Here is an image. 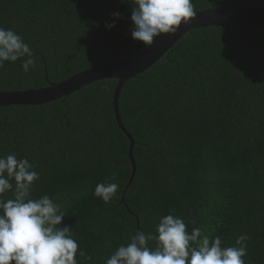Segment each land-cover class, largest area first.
<instances>
[{"label": "trees", "instance_id": "obj_1", "mask_svg": "<svg viewBox=\"0 0 264 264\" xmlns=\"http://www.w3.org/2000/svg\"><path fill=\"white\" fill-rule=\"evenodd\" d=\"M132 3L0 0V27L18 32L36 61L27 73L21 68L26 57L6 61L0 91L45 87L46 77L60 82L142 51L131 36ZM192 3L199 11L264 0ZM252 33L192 28L126 81L118 108L135 141L136 170L125 193L132 165L112 106L116 79L39 105L0 107V156L14 152L35 165L40 178L31 194H47L60 206V226L72 227L85 253L78 249V264H105L135 231L155 234L159 218L169 213L181 217L189 233L202 228L219 236L222 246L247 235L245 264H264V45L258 44L264 27L256 42ZM104 181L119 185L108 203L93 194Z\"/></svg>", "mask_w": 264, "mask_h": 264}, {"label": "clouds", "instance_id": "obj_2", "mask_svg": "<svg viewBox=\"0 0 264 264\" xmlns=\"http://www.w3.org/2000/svg\"><path fill=\"white\" fill-rule=\"evenodd\" d=\"M132 5L131 36L145 47L161 34L176 33L196 14L192 0H133ZM112 15L121 18L119 12ZM113 26L114 21L105 24L109 30ZM24 57L21 68L27 73L36 66L33 49L18 32L0 27V68ZM39 178L29 159L17 158L14 152L0 156V264H78L79 244L72 227L60 226L65 216L60 206L47 194H31ZM118 188L104 181L96 184L93 194L108 203ZM128 239L105 264H245L248 236L222 246L219 236L213 238L202 228L189 233L185 221L169 213L159 218L155 234L138 230ZM79 255H85L82 249Z\"/></svg>", "mask_w": 264, "mask_h": 264}, {"label": "water", "instance_id": "obj_3", "mask_svg": "<svg viewBox=\"0 0 264 264\" xmlns=\"http://www.w3.org/2000/svg\"><path fill=\"white\" fill-rule=\"evenodd\" d=\"M222 26L244 27L253 30L252 39L256 42L257 31L264 27V5L215 7L196 11L194 18L187 24L182 23L174 34H161L154 38L151 45L144 47L139 53L114 61L99 64L74 73L60 82L47 79V86L26 90L0 91V107L12 105H39L68 96L72 92L98 80L113 78L117 80L114 88L112 106L115 118L121 131L129 140L128 158L132 165L131 174L124 193L129 187L136 170L132 154L134 138L121 121L118 98L127 80L149 68L156 60L164 55L188 30L196 27ZM264 45V43H258ZM123 193V194H124Z\"/></svg>", "mask_w": 264, "mask_h": 264}]
</instances>
